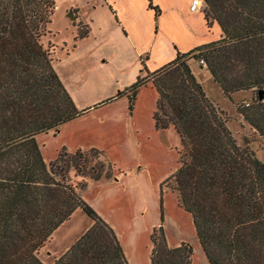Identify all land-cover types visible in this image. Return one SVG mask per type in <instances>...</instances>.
I'll return each mask as SVG.
<instances>
[{
    "label": "trees",
    "instance_id": "trees-1",
    "mask_svg": "<svg viewBox=\"0 0 264 264\" xmlns=\"http://www.w3.org/2000/svg\"><path fill=\"white\" fill-rule=\"evenodd\" d=\"M204 3L207 22L216 20L222 37L153 72L142 67L116 97L125 95L131 109L141 86L156 90L154 126H172L180 139L177 168L161 185L172 180L167 188L192 214L211 264H264V161L237 142L227 113L188 64L203 59L228 97L253 90L254 100L236 108L264 135V0ZM54 10V0H0V264H44L39 251L76 209L90 224L52 264H129L114 230L82 197L89 180L112 179L114 165L98 148H62L47 164L35 139L85 111L41 43ZM86 33L81 27L78 37ZM149 237L150 264H192V245L169 246L161 224Z\"/></svg>",
    "mask_w": 264,
    "mask_h": 264
},
{
    "label": "crops",
    "instance_id": "crops-1",
    "mask_svg": "<svg viewBox=\"0 0 264 264\" xmlns=\"http://www.w3.org/2000/svg\"><path fill=\"white\" fill-rule=\"evenodd\" d=\"M191 1L151 0L152 5L158 8L156 13L148 6V0H66L69 3L64 10L74 18L70 17L68 23L67 18H61L62 28L71 30L70 34H64L61 27L54 28L56 33H63L64 36L58 38L55 44L49 42L52 66L75 106L85 111L61 124L57 131L43 132L51 134L52 138L57 136L47 159L40 148L45 163L54 160L62 148L68 152L90 148L110 152L112 143H118L115 148L121 151L139 156L146 153L144 146L149 133L152 138L163 140L161 142L176 153L180 139L175 129L169 126L159 130L154 126L157 92L151 83L138 89L131 109L128 98L125 95L116 97V94L136 80L142 67L147 72H153L172 61L178 53L188 52L200 44L222 37L218 22L215 20L209 24L204 9L191 11ZM60 8L61 5L55 3V10ZM81 27L87 33L78 37ZM61 43L63 45L59 50ZM192 72L197 77V72ZM146 96L152 99L147 112L146 104L140 101ZM146 118L149 123L147 129ZM40 134L35 135L38 145L37 136ZM140 164L137 166L139 169ZM116 170L118 175L113 179H100L91 185L88 182L82 197L114 230L128 263L137 264L136 236L132 227L124 228L126 238L119 233L109 216L114 197L109 192H102L104 186L111 185L127 192L125 175ZM91 187L96 192L88 197L86 193ZM102 201L106 208L100 206ZM125 243L132 245L133 251L127 250Z\"/></svg>",
    "mask_w": 264,
    "mask_h": 264
},
{
    "label": "rangeland",
    "instance_id": "rangeland-1",
    "mask_svg": "<svg viewBox=\"0 0 264 264\" xmlns=\"http://www.w3.org/2000/svg\"><path fill=\"white\" fill-rule=\"evenodd\" d=\"M55 3L61 5V8L54 11L51 22L47 25V33L41 36V43H45L43 45L48 48L50 54L52 47L49 42L55 44L58 38L64 36L63 33L70 34L71 32L69 29L62 28L61 22L62 16L68 19L66 23L69 22L70 16L64 10L69 2L55 0ZM55 27H61L63 33H56ZM62 45L63 43L60 44L59 50ZM188 64L191 70L197 72L198 80L206 94L219 108L227 113L229 119L227 124L235 135L237 142L242 146H248L256 153L255 155L258 158L264 161V135L252 128L236 108L238 105L245 104L246 101H253L255 92L246 89L234 93L232 98L228 97L213 79L211 72L198 59H189ZM140 101L146 104L147 112L152 104L151 97L146 96ZM148 124L146 118V129L149 128ZM149 134L148 136L151 137L152 135ZM56 137L52 138L51 134L45 135V133H41L39 137L37 136L39 147L44 151L46 159L51 155ZM149 137L146 139L147 142L144 146L146 153L144 152L139 156L130 155L115 148L118 143L111 144L112 150L110 152H103L104 157L115 165L112 179L117 177L118 171L116 169H119L121 175H125L124 179L128 184L127 192H124V189L120 187L117 188L116 185L102 188L103 193L109 192L114 197L110 208L112 213L109 212V216L114 225L118 227L119 233L122 236L124 235L125 238L124 228L126 226L132 227V231L136 236L137 264H150L151 243L149 235L152 228L160 224L169 245L183 242V238L186 240L185 242L192 245V264H211L200 248L201 245L196 235L192 214L181 209L175 192L167 188L173 184L172 180L161 185L178 165L177 151L175 153V151L168 149L166 144L161 142L163 140ZM177 147H180V141ZM138 164L141 165L140 169L137 167ZM93 183V180H89L90 185ZM95 192V189L91 187L86 195L92 197ZM100 206L106 208L103 201ZM88 223H90L89 217L81 209H76L68 220L54 230L52 238L39 251L38 255L42 262L52 264L54 258L60 256L63 251L65 252L69 248ZM125 248L133 251L132 245L127 246L125 243Z\"/></svg>",
    "mask_w": 264,
    "mask_h": 264
},
{
    "label": "built area",
    "instance_id": "built-area-1",
    "mask_svg": "<svg viewBox=\"0 0 264 264\" xmlns=\"http://www.w3.org/2000/svg\"><path fill=\"white\" fill-rule=\"evenodd\" d=\"M205 7V3H204V0H192L191 3H190V6H189V9L191 11H197V10H200V9H204ZM199 61L201 62V64L204 63V60L203 59H199ZM247 104H249L250 102L249 101H246Z\"/></svg>",
    "mask_w": 264,
    "mask_h": 264
},
{
    "label": "water",
    "instance_id": "water-1",
    "mask_svg": "<svg viewBox=\"0 0 264 264\" xmlns=\"http://www.w3.org/2000/svg\"><path fill=\"white\" fill-rule=\"evenodd\" d=\"M69 16H70L71 18H74V16H73L72 14H69Z\"/></svg>",
    "mask_w": 264,
    "mask_h": 264
}]
</instances>
